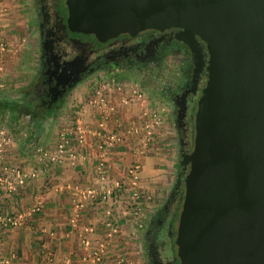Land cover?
I'll list each match as a JSON object with an SVG mask.
<instances>
[{
    "label": "water",
    "instance_id": "1",
    "mask_svg": "<svg viewBox=\"0 0 264 264\" xmlns=\"http://www.w3.org/2000/svg\"><path fill=\"white\" fill-rule=\"evenodd\" d=\"M58 6L57 40L68 36L83 47L172 27L206 41L207 79L193 149L183 160L177 257L179 264H264V0H59Z\"/></svg>",
    "mask_w": 264,
    "mask_h": 264
},
{
    "label": "crops",
    "instance_id": "2",
    "mask_svg": "<svg viewBox=\"0 0 264 264\" xmlns=\"http://www.w3.org/2000/svg\"><path fill=\"white\" fill-rule=\"evenodd\" d=\"M28 1L0 0L3 28L0 36L10 39L8 44L14 45L18 37L32 32ZM117 79L124 84V91L113 89L107 110L84 103L79 113L71 119L66 117V121L69 120L66 123H73L81 115L87 125L83 141L75 142L78 155L74 162L65 159L57 164L41 163L37 154L32 153L33 149L31 157L22 156L12 139L5 146L0 156V173L5 165L10 168L21 165L26 169L35 168L39 174L10 196L0 187V213L19 216L21 221L16 225L0 223L2 264H94L88 255L102 241L110 245L105 264H114L120 251L133 252L130 249L141 237L142 229L137 228L134 233L133 228L124 223V217L121 232L110 234L105 224L107 205L103 206L85 190L97 188L101 168L109 182L123 184L124 188H117L116 193L125 190V203L135 190L150 197L142 201L143 218L146 211H153L175 183V152L171 146L173 113L170 103L164 102L166 98L150 93L142 80ZM98 82L90 86L91 89ZM135 89L141 92L140 97ZM1 102L9 103L6 99ZM154 112L161 117L158 124L152 119ZM102 124L122 136L118 145L107 147L103 153L98 147L102 138L97 133ZM148 137L150 141L146 142ZM51 140L47 147L52 148L57 137L52 136ZM135 163L142 165L137 179L129 173ZM76 190L81 192L76 193ZM125 208L115 205L114 215L123 217Z\"/></svg>",
    "mask_w": 264,
    "mask_h": 264
},
{
    "label": "flooded vegetation",
    "instance_id": "3",
    "mask_svg": "<svg viewBox=\"0 0 264 264\" xmlns=\"http://www.w3.org/2000/svg\"><path fill=\"white\" fill-rule=\"evenodd\" d=\"M58 2L34 0L38 62L24 92L25 114L30 120L57 114L70 92L98 72L132 71L160 83L154 87L170 103L182 160L173 188L145 227L144 250L147 264H179L175 240L187 171L183 160L193 149L194 115L208 73V45L199 36L192 40L178 27L124 36L99 47L92 43L83 47L68 36L57 40V22L61 18ZM72 53L74 57L70 59ZM74 79L79 81L74 84Z\"/></svg>",
    "mask_w": 264,
    "mask_h": 264
},
{
    "label": "rangeland",
    "instance_id": "4",
    "mask_svg": "<svg viewBox=\"0 0 264 264\" xmlns=\"http://www.w3.org/2000/svg\"><path fill=\"white\" fill-rule=\"evenodd\" d=\"M28 8L31 14V27L32 32L29 35H21L18 40L14 42V45L8 44L10 39L1 38L0 36V101L6 99L9 103L6 105L4 102L0 103V129L4 128L7 137L12 139L16 145L18 152L22 156L31 157V154L36 153V149L39 145L43 144L47 146L52 140V136L57 137L59 128L66 122V117H71L81 111L84 103H89V99L93 96V89L90 86L108 77L115 76L117 78H129V80L141 82L147 85L148 91L152 94L159 93V90L155 87L160 86V83L156 81H148L145 76H141L135 72L120 71L114 69L112 72H99L93 74L75 87L69 94L66 102L62 108L53 116H46L36 121L30 120L29 116L25 113L17 112V116L12 111H9L10 105L15 103H26V96L24 92L27 90V85L32 77L33 70L37 67V52H38V28L36 23V16L34 10V0L28 1ZM3 28L0 26V33ZM154 84V85H153ZM157 84V85H156ZM153 85V86H152ZM155 86V87H154ZM164 101V100H163ZM165 103H169L168 99H165ZM172 103V102H171ZM81 107V108H80ZM170 107V104H169ZM173 144L175 154L173 155L176 162V168L174 170L175 181L180 174L181 169V155L179 153V137L177 127L175 124V118H172ZM5 149V148H4ZM4 149L0 152V156L4 154ZM31 149L33 152L31 153ZM35 151V152H34ZM19 154V155H21ZM37 154V153H36ZM35 155V154H34ZM33 155V158H35ZM20 167H23L20 165ZM171 186V189L173 188ZM168 195V194H167ZM165 196V198L167 197ZM164 198V199H165ZM163 199V200H164ZM162 200V201H163ZM157 202V205L153 208V211H146L147 213L143 218V227L141 237L139 240H135L130 250V254L125 251L118 252V259L114 264H147L144 248V231L148 224L151 215L157 209L162 202ZM122 226V225H121ZM120 229L115 234L120 233ZM140 235V233H139ZM134 236V234H133ZM129 255V256H128Z\"/></svg>",
    "mask_w": 264,
    "mask_h": 264
},
{
    "label": "built area",
    "instance_id": "5",
    "mask_svg": "<svg viewBox=\"0 0 264 264\" xmlns=\"http://www.w3.org/2000/svg\"><path fill=\"white\" fill-rule=\"evenodd\" d=\"M101 79L97 85L94 86L93 96L89 99V104L106 109L108 107L109 101L112 97L113 89L117 91H124V84L119 81L115 76ZM134 92L140 97L141 92L137 89ZM107 110V109H106ZM82 116L78 115L73 123H64L57 132V140L53 147H47L43 144L39 145L35 150L37 153V160L41 163H61L65 159L75 161L78 153L75 152L74 145L76 140L83 141V136L87 132V125L81 120ZM152 119L154 123L158 124L161 117L157 112L152 113ZM149 123H147L148 125ZM150 126V125H148ZM104 130L105 133L103 132ZM102 138L99 140V150L103 153L107 147L116 146L122 141V136L119 131L110 129L105 125H100V129L97 132ZM4 128L0 129V152L9 143L10 138L7 137ZM149 137L146 142H149ZM147 145V144H146ZM142 168L141 163L133 164L129 173L134 178H138V173ZM3 172L0 173V187L3 189L7 195L10 196L13 192L17 191L19 186L27 184L32 178L38 177L39 172L35 168L26 169L24 167H9L5 165L3 167ZM99 179L97 188H89L86 191L88 195L92 198L98 199V201L107 208L106 213V227L110 234L117 232L123 223V218H125L124 223H127L131 228H133L134 233L137 232V228H142V218L144 215V205L142 201L150 200V197L140 191L135 190L133 194L127 198V202L123 197H125V190L116 193L117 188H124L123 184L119 181L114 183L107 180V176L103 174L102 169L99 171ZM76 193L81 192L76 190ZM75 194V193H74ZM123 205L125 212L123 217H118L114 215L115 205ZM20 218L16 215H10L7 212L0 213V223L2 225H16L19 224ZM91 230V227L89 228ZM93 230V229H92ZM109 242L102 241L96 248L90 250L89 259L94 264H105V255L109 249ZM3 249H2V237L0 234V264L4 262L3 260ZM88 259V260H89Z\"/></svg>",
    "mask_w": 264,
    "mask_h": 264
},
{
    "label": "trees",
    "instance_id": "6",
    "mask_svg": "<svg viewBox=\"0 0 264 264\" xmlns=\"http://www.w3.org/2000/svg\"><path fill=\"white\" fill-rule=\"evenodd\" d=\"M27 104L24 102L23 104H19V103H15L13 105H10V107L8 108L9 111H12L13 113H15V116H17V112L19 111L20 113H25L26 112V106ZM38 120L37 117H32V121H36Z\"/></svg>",
    "mask_w": 264,
    "mask_h": 264
}]
</instances>
